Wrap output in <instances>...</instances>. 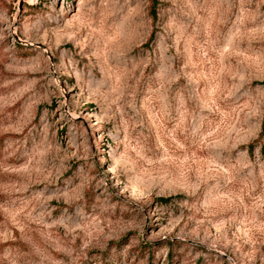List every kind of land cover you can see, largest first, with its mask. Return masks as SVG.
I'll return each mask as SVG.
<instances>
[{
  "label": "rangeland",
  "instance_id": "374dc122",
  "mask_svg": "<svg viewBox=\"0 0 264 264\" xmlns=\"http://www.w3.org/2000/svg\"><path fill=\"white\" fill-rule=\"evenodd\" d=\"M0 264H264V0H0Z\"/></svg>",
  "mask_w": 264,
  "mask_h": 264
},
{
  "label": "trees",
  "instance_id": "16d2710c",
  "mask_svg": "<svg viewBox=\"0 0 264 264\" xmlns=\"http://www.w3.org/2000/svg\"><path fill=\"white\" fill-rule=\"evenodd\" d=\"M153 6H155V1H154V3H153ZM155 9L153 8V10H152V15H153V18H155Z\"/></svg>",
  "mask_w": 264,
  "mask_h": 264
}]
</instances>
